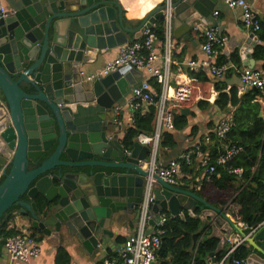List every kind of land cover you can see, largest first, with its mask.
<instances>
[{"label": "water", "instance_id": "water-1", "mask_svg": "<svg viewBox=\"0 0 264 264\" xmlns=\"http://www.w3.org/2000/svg\"><path fill=\"white\" fill-rule=\"evenodd\" d=\"M8 1V15L0 19V222L19 214L31 223L25 233L36 229L55 244L72 238L91 252L105 244L111 228L126 219L137 224L148 175L162 188L154 191L150 225L163 211L185 218V210L218 240L210 257L238 235L251 251L248 264H264V223L248 235L186 185L143 170L148 146H124L112 108L141 73L122 67L94 80L85 76L83 68L128 43L126 33L139 37L162 18L164 6L130 30L119 0ZM217 1L173 0V36H185L198 21L208 23ZM250 38L240 50L246 67L254 64L258 39ZM5 242L1 237L2 258L8 254Z\"/></svg>", "mask_w": 264, "mask_h": 264}, {"label": "built area", "instance_id": "built-area-1", "mask_svg": "<svg viewBox=\"0 0 264 264\" xmlns=\"http://www.w3.org/2000/svg\"><path fill=\"white\" fill-rule=\"evenodd\" d=\"M222 1L230 9L241 10V21L246 29L254 32L260 29V20L248 1ZM161 5L164 6L162 17L164 47L162 52H158L156 49L158 38L154 33L155 24H152L146 27L134 41L118 47L115 58L108 61L100 72L86 75V77L89 80L106 77L122 67H132L139 72L148 73L159 86V91L155 92L148 80L132 86L123 97V100L116 103L112 108L114 125L116 128H120L121 132H125L124 129L129 124H134L137 113L140 111L142 113L143 108L154 107L153 133H141L135 140L139 144L149 147L147 161H140L141 168L155 171L156 177L170 184H179L178 177L181 173L182 165H191L195 157L198 159L203 172L198 181V185L201 186L203 183L212 180L218 166H226L243 148L235 144L226 143L222 154L214 161L208 152L202 150L203 141L198 140L178 158L172 159L167 163L160 159V148L164 132L175 129L174 113L182 111L194 102L195 90L190 82L172 84V57L173 50L176 48L173 41V0H161ZM8 11L4 0H0V19L6 17ZM218 14L219 11H214L215 16ZM194 30L203 37L201 49L204 54L207 57L218 55L220 48L225 44V38L217 33L214 28H205L202 23L195 25ZM187 63L191 69L207 67L212 77L216 80L224 78L228 73L237 75L244 88L257 90L264 96V72L261 70L250 67H238L231 62L214 64L208 60L201 62L191 60ZM208 101H210V98H208ZM231 121L232 119L228 115L221 119L213 128L212 134L218 141H227V135L232 126ZM206 140L210 139L206 138ZM128 155H131V150H128ZM228 172L238 176L242 175V169L229 168ZM155 185L156 178L146 175L144 178L143 196L138 208L137 227L127 237L116 254L105 258L102 264H153L156 261V253L161 246V236L164 233L168 216L165 213H161L156 217L155 223L150 225V221L154 218L152 209L155 201ZM238 223L248 232V235L254 233L261 226L251 228L241 221H238ZM229 243L231 245L223 257V261L229 260L231 264H248V258L235 256L236 251L245 243V239L229 241ZM5 247L12 258L25 263L37 258L41 252L40 243L28 233L7 237ZM191 264H194V261Z\"/></svg>", "mask_w": 264, "mask_h": 264}, {"label": "crops", "instance_id": "crops-1", "mask_svg": "<svg viewBox=\"0 0 264 264\" xmlns=\"http://www.w3.org/2000/svg\"><path fill=\"white\" fill-rule=\"evenodd\" d=\"M251 4L252 10L257 14L260 23L264 18V0H246ZM121 2L124 10H123V22L126 28L133 30L135 29L142 20L154 9L158 8L161 5V1L156 3H152L150 7L146 11H142L137 15L133 16L129 13L128 9L125 7L124 0H119ZM4 4L10 10V4L8 0H4ZM141 9V8H140ZM214 11H219L217 16L214 15ZM208 23H203L201 21L196 22L195 25L203 24L205 28H214L217 33H219L222 37L225 38V44L220 48L218 55L214 57H207L201 49V45L203 42V37L199 32L194 30V27L184 35L176 32L178 29H175V32L178 33L177 36H173V41L176 45V48L173 50V80L172 84L176 85L178 83H188L190 82L194 90V102L188 105L181 112L183 115L187 117L188 126L182 131L172 130L169 131L173 133L175 138V147L162 146L160 148V159L167 163L168 161L178 158L183 152H185L188 148H190L193 144H195L198 140L203 141V145L207 149L210 155V149L214 147L215 139L213 138L212 130L215 125L223 118L228 115L230 118L232 117V111L229 113H224L219 111L213 103L215 102L218 92L215 89L214 84L217 82H225L226 83V92H229L231 87H235L237 89V96L240 98L245 93L254 89L244 88L240 82L237 75L232 73H228L224 78L220 80H216L212 77L209 69L207 67H197L191 69L188 66L189 61L194 60L196 62H201L203 60H208L214 64H223V63H233L231 57L233 53H237L239 56V64L236 65L238 67H246L243 64V60L241 57L240 50L246 44V41L253 39L250 36L256 35L257 31L254 32L252 30L246 29L241 21V10L240 9H230L228 8L222 0H218L212 14L207 18ZM178 28H181V24ZM174 33V28H173ZM128 38V43L132 41V39H136L137 34L126 33ZM187 35V36H186ZM258 38V36H257ZM256 46H252V59L254 60V64L250 68H255L264 72V60H256L254 58V51L258 45L264 47V42H261L259 38L255 40ZM118 48L105 52L94 64L89 67L86 66L83 68L86 75L96 74L102 70L104 65L115 58L117 54ZM234 64V63H233ZM141 76L134 77L135 85L140 84L144 80H148L151 85L152 83L151 76L148 73L140 72ZM191 73L201 74V77H205L206 80H200L198 78L192 77ZM223 79L228 80L224 81ZM154 81V80H153ZM134 86V85H133ZM132 87V86H131ZM130 87V88H131ZM129 88V90H130ZM155 92L157 89L152 87ZM257 91V90H255ZM210 98V101H208ZM123 100V98L121 99ZM199 102H207L210 105L205 107H199ZM261 106V115L264 113V96L261 95L258 100ZM147 108H143V114H145ZM230 111V110H229ZM154 123V120H153ZM122 130V129H121ZM118 136L121 138L124 134V131H119ZM215 137V136H214ZM206 138L210 140H206ZM122 139V138H121ZM163 140V139H162ZM217 142V141H216ZM221 152V151H220ZM183 166V165H182ZM191 172L185 173L183 168L181 169V173L178 177V183L181 185H186L188 189L196 194L201 187L198 185V181L202 176V169L199 165V161L197 158H193V163L188 166ZM156 189H162L161 186L156 183ZM199 195V194H198ZM202 197V196H201ZM205 199V198H204ZM211 203V202H210ZM213 204V203H211ZM219 207L222 210H225L227 215L230 216L231 219L234 220L240 227L241 225L236 221L233 216V209L231 201L226 204H213ZM198 212L195 213V211ZM167 212L163 211L162 213ZM169 213V212H168ZM184 215H189L185 210H183ZM193 213L195 215L200 214V210L198 208H194ZM193 217V216H192ZM182 218V217H181ZM202 224V223H201ZM31 226L30 221L28 219L22 217L19 214H14L11 216L8 222V228L13 229L18 234H24L26 228ZM137 227V224L131 220L126 219V223L119 228H111L112 234L106 235L105 244L99 245L97 248H94L91 252L87 251L78 241L73 240L72 238H64L61 239L60 243L55 244L51 241L47 240L46 237L43 236V239L40 243L41 252L37 258L31 259L29 262H21L14 258H12L9 254L4 256V258L0 257V264H102V261L107 258L114 256L119 248L123 245L127 237L132 234ZM203 229H205L204 235L210 237L212 231L211 228L202 224ZM30 234V230L28 231ZM40 235V232L38 233ZM242 239L238 235L234 238V241H239ZM231 243H227L225 245L224 250H220L215 256L210 257L208 264H223V259L219 262L215 260V257L229 249ZM242 246L247 247V243L245 242ZM59 247L64 248L68 261L64 259V256L58 254ZM241 247V246H240ZM229 264V263H225Z\"/></svg>", "mask_w": 264, "mask_h": 264}, {"label": "trees", "instance_id": "trees-1", "mask_svg": "<svg viewBox=\"0 0 264 264\" xmlns=\"http://www.w3.org/2000/svg\"><path fill=\"white\" fill-rule=\"evenodd\" d=\"M154 33L158 38L156 49L158 52H162L164 47L163 18L156 20ZM257 36L261 42H264V18L257 31ZM254 58L264 60L263 46L256 47ZM231 60L234 64H239L237 53H233ZM191 76L206 80L198 73H191ZM151 81L155 89L159 91L156 82ZM214 86L218 96L213 106L224 113L232 111V126L226 142L215 139L214 147L210 149L211 156L215 161L222 154L226 143L241 146L243 150L226 166H218L212 180L203 183L196 192L213 204L218 202L226 204L231 201L235 219L246 223L251 228H257L264 223V113L261 115V104L258 102L262 94L259 91L250 90L239 98L235 87H231L229 92L225 91L227 88L225 82H217ZM208 105L210 104L207 102L198 103L199 107ZM145 110V114H142L141 111L137 113L134 124H129L124 129L122 142L128 149L134 145L139 134H152L154 131L155 109L148 107ZM173 120L175 130L182 131L188 126L187 117L181 111L174 113ZM212 136L215 138L214 135ZM162 146L172 148L176 146L173 133L164 132ZM202 150H207L204 145ZM182 168L185 173H192L188 165L183 164ZM229 168L242 169V175L229 173ZM164 213L167 214L168 221L161 236V246L156 253V261L153 264H191L192 261L194 264H208L209 259L212 260L209 255L216 250L218 240L204 235L205 229H203L200 219L187 214L185 218H181L179 216L172 217L168 212ZM10 218L11 216L1 220L0 238L17 234L13 229L8 228ZM30 235L38 242L43 239L36 229H32ZM226 252L227 250L219 253L215 260L221 261ZM250 252V249L241 246L235 256L248 258ZM58 254L64 256V259L68 261L64 248L59 247ZM225 263L231 264L229 260H225L223 264Z\"/></svg>", "mask_w": 264, "mask_h": 264}, {"label": "bare ground", "instance_id": "bare-ground-1", "mask_svg": "<svg viewBox=\"0 0 264 264\" xmlns=\"http://www.w3.org/2000/svg\"><path fill=\"white\" fill-rule=\"evenodd\" d=\"M158 1L161 0H124V3L129 13L135 16L142 11H146L148 7L152 5V3H156Z\"/></svg>", "mask_w": 264, "mask_h": 264}, {"label": "clouds", "instance_id": "clouds-1", "mask_svg": "<svg viewBox=\"0 0 264 264\" xmlns=\"http://www.w3.org/2000/svg\"><path fill=\"white\" fill-rule=\"evenodd\" d=\"M262 225V224H261Z\"/></svg>", "mask_w": 264, "mask_h": 264}]
</instances>
